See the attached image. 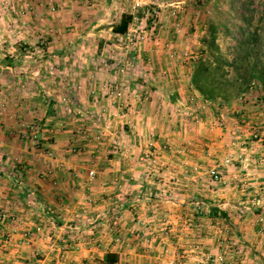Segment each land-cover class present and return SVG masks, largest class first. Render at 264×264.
Returning <instances> with one entry per match:
<instances>
[{
    "label": "rangeland",
    "instance_id": "obj_1",
    "mask_svg": "<svg viewBox=\"0 0 264 264\" xmlns=\"http://www.w3.org/2000/svg\"><path fill=\"white\" fill-rule=\"evenodd\" d=\"M122 13L131 15L125 33L115 31ZM202 59L213 66L221 65L227 80L216 86L210 100L204 99L195 86V93L182 88V107L176 108L175 120L170 124L182 135L191 128L196 132L194 129L202 123V106H206L213 125L228 127L224 152L206 173L209 186L223 180L225 167H240L241 173H247L248 168L264 172V165L245 167L244 163L249 151L254 150L251 145L264 141V123L261 125L258 119L262 118L259 113L264 112V71L261 72L264 67V0H0V149L5 150L2 137L8 134L14 138L16 146L27 150L62 140L64 157L85 158L93 154L94 158L99 157L96 160H102L119 156V142L125 135L123 111L131 106L128 95L136 96L152 89L170 94L177 88L176 83L156 81L155 86L144 77L142 82L132 77L147 74L148 62H152V70L154 62H175L181 68L187 66L185 73L180 74L192 77ZM255 64L260 72L254 78ZM163 68L164 71L159 70L157 65L155 72L158 73L154 75L173 74ZM188 136H195V133ZM189 146L181 147L189 153L192 148ZM45 149L43 153L54 158L53 149ZM163 149L173 151L172 146ZM151 150L141 156L146 172L161 166L158 154L154 156ZM2 154L0 152V157ZM192 164L187 169L202 172L201 167L195 168L197 159ZM214 169L220 172L217 180L212 175ZM19 171L16 172L22 174L24 169ZM91 171L95 176L94 168L89 176ZM237 183V188L244 184ZM157 184L161 187V182ZM246 196L237 197V205L243 206ZM255 196L250 195L251 204ZM64 199L62 204L66 205L69 199ZM200 199L206 207L214 208L217 197L195 195L191 201ZM197 207L191 211L190 218L205 217L206 211ZM44 214L58 222L65 221L61 211L54 208H48ZM227 214L220 209L211 210L210 218L225 225L204 228L199 224L197 228L192 227L194 223L184 215L188 217L185 230L184 227L177 229L181 233L195 230V241L187 244L192 256L164 251L161 258L145 264H263L255 257L244 260L241 256H231L240 250L257 251L244 237L245 230L232 226V217ZM18 215L4 210L0 212V221L14 220L19 225L22 219ZM87 217V214L75 216L74 220L88 222ZM106 219L116 217L112 213ZM47 226L20 228L22 238L27 242L35 238L42 240L49 256V242L64 247L59 256L67 252L70 249L68 239L73 238L70 232L59 233ZM27 231L31 233L30 238L24 235ZM257 231L264 234V228H256L255 234ZM3 238L8 240L6 235ZM85 247L81 244L79 249ZM124 263L131 261L124 259L121 264Z\"/></svg>",
    "mask_w": 264,
    "mask_h": 264
},
{
    "label": "crops",
    "instance_id": "obj_2",
    "mask_svg": "<svg viewBox=\"0 0 264 264\" xmlns=\"http://www.w3.org/2000/svg\"><path fill=\"white\" fill-rule=\"evenodd\" d=\"M148 63V73L134 75V81L142 82L144 77L150 85L159 81L162 84L176 83L177 88L170 94L152 89L140 95H128L127 101L131 106L123 111L125 124L122 128L125 135L119 142V156L102 160H96L99 157L94 158L93 154L85 158L64 157L62 140L27 150L16 146L11 135L4 134L2 142H5L6 148L0 149L3 152L0 157V212H17L22 220L19 225L14 220L0 221V264H96L97 261L98 264H105L110 253L115 254L119 260L114 264H121L124 259L133 264H145L161 258V252L164 251L182 255L187 253L186 256L190 257L191 249H188L190 245L187 244L195 241V230L181 233L177 228L184 227L185 230L188 221L186 217L190 218L196 206L206 212L205 217L190 218L195 224L192 227L197 228L198 224L202 228L223 227L225 224L210 218L209 212L218 209L227 212L232 217V226L244 229V237L257 251L252 249L251 253L240 250L230 255L237 258L241 256L244 260L255 257L264 264V234L258 231L255 234L256 228H264V172L248 168L247 173H241L240 167H225L223 180L209 186L211 184L206 173L221 158L220 153L224 152L223 143H226L229 136L228 127L224 129L218 127L217 123L213 125L209 110L202 106V123L197 130L194 129L196 132H192L191 128L190 131L185 130V135L178 133L176 126L170 123L175 120L176 108L182 105V88L195 93L191 75H181L188 68H181L175 62H154V67L158 65L159 70L164 71L165 67L173 71L170 75H154L156 69L152 70V62ZM173 76L177 79H173ZM259 115L262 118L258 119L263 125L264 112ZM197 132L199 135H196ZM190 133H195V136H188ZM187 139H191L190 142ZM12 143L15 145L13 148ZM183 145L192 147L189 153L183 150ZM171 146L173 151L162 150ZM48 147L53 149L51 152L55 153L54 158L43 153ZM251 147L254 150H250L246 156L245 167H262L264 141H256ZM151 149L154 156L158 154L157 160L161 166L146 172L141 156L151 152ZM255 150L256 153L253 152ZM176 151L181 155H177ZM258 153L260 156L257 157ZM196 159L198 164L195 168L201 167L202 172L187 169L189 165H194L192 163ZM180 162H185V165ZM91 168L96 170L93 177L88 174ZM19 169H24V172L18 174ZM157 181L161 182V187ZM238 181L244 184L237 188ZM148 183L154 185L147 186ZM242 194L248 198H245L243 206H239L236 201ZM195 195L200 198L208 195L217 197L212 204L214 208L202 204L203 199L192 202L191 198ZM250 195H256L253 204L250 203ZM64 197L69 199L66 205L62 204L65 202ZM48 208L61 211V218L65 221L58 222L52 217H46L44 212ZM112 213L116 219H106ZM85 214L88 215V222L74 220L75 216ZM161 215L164 216L158 217ZM47 224L50 229L54 228L59 233L70 232L73 236L68 239L70 249L60 256H49L42 240L35 238L27 242L22 238L20 228H33L37 225L47 228ZM215 231L218 233L219 229ZM186 232L192 235L188 236ZM4 235L8 236V240L3 238ZM81 244L86 247L79 249Z\"/></svg>",
    "mask_w": 264,
    "mask_h": 264
},
{
    "label": "trees",
    "instance_id": "obj_3",
    "mask_svg": "<svg viewBox=\"0 0 264 264\" xmlns=\"http://www.w3.org/2000/svg\"><path fill=\"white\" fill-rule=\"evenodd\" d=\"M131 21L130 14H124L120 24L115 28L116 32L125 33L128 31ZM264 71V67H262ZM258 65L255 64L253 67L252 76L255 78L259 73ZM211 78V79H210ZM192 83L195 87L201 90L202 96L206 100L213 98L214 93L216 92V86L220 85L223 81L227 80L225 78V72L222 71L221 65L213 66L210 62H207L202 59V61L197 63V66L191 77ZM202 80V87H201ZM117 261L115 254L110 253L105 259V264H114Z\"/></svg>",
    "mask_w": 264,
    "mask_h": 264
},
{
    "label": "built area",
    "instance_id": "obj_4",
    "mask_svg": "<svg viewBox=\"0 0 264 264\" xmlns=\"http://www.w3.org/2000/svg\"><path fill=\"white\" fill-rule=\"evenodd\" d=\"M227 162H229V160H226ZM219 170H216V169H214L213 171H212V175H213V177L217 180V179H219ZM90 175L91 176H93L94 175V171H91L90 172ZM24 235H25V237L26 238H30L31 237V233L30 232H24ZM48 246H49V252L51 253V254H53V255H57V254H60L61 252H62V250L64 249V247H60V246H58V245H56V243L55 242H49L48 243Z\"/></svg>",
    "mask_w": 264,
    "mask_h": 264
}]
</instances>
